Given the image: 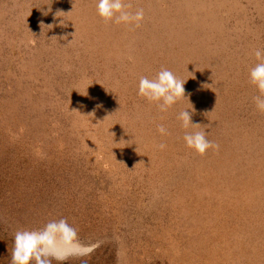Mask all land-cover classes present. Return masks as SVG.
<instances>
[{
    "label": "rangeland",
    "instance_id": "obj_1",
    "mask_svg": "<svg viewBox=\"0 0 264 264\" xmlns=\"http://www.w3.org/2000/svg\"><path fill=\"white\" fill-rule=\"evenodd\" d=\"M124 2L139 27L97 0H0V264L60 219L83 248L52 264H264V0ZM163 69L185 89L166 111L138 94Z\"/></svg>",
    "mask_w": 264,
    "mask_h": 264
},
{
    "label": "clouds",
    "instance_id": "obj_2",
    "mask_svg": "<svg viewBox=\"0 0 264 264\" xmlns=\"http://www.w3.org/2000/svg\"><path fill=\"white\" fill-rule=\"evenodd\" d=\"M124 0H97L98 15L105 21L120 23H133L140 26L144 19L143 9H138L134 14L127 10ZM257 63L251 68L250 81L261 93L255 98L256 107L264 111V50L255 51ZM138 94L149 102H155L161 111H166L177 101L185 96L184 82L178 80L173 72L161 70L154 79L141 77L139 80ZM179 119L187 129L194 124L190 110L182 111ZM161 134H166V129L159 128ZM184 141L188 148L194 149L201 155L206 154L213 147L205 132H186ZM164 147V145H161ZM83 246L78 239L77 230L67 220L60 219L47 223L40 230L17 231L14 236V248L11 253V264H52L53 260L62 262L69 250H80Z\"/></svg>",
    "mask_w": 264,
    "mask_h": 264
},
{
    "label": "trees",
    "instance_id": "obj_3",
    "mask_svg": "<svg viewBox=\"0 0 264 264\" xmlns=\"http://www.w3.org/2000/svg\"><path fill=\"white\" fill-rule=\"evenodd\" d=\"M58 120H59V119H57V118L55 119V124H56V126H59ZM59 129H60V128H59Z\"/></svg>",
    "mask_w": 264,
    "mask_h": 264
}]
</instances>
